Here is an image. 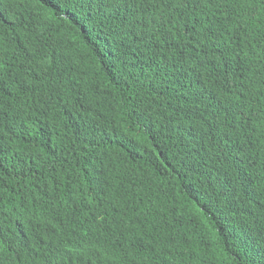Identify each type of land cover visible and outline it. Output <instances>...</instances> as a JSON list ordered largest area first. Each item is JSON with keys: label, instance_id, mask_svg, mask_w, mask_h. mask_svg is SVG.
I'll list each match as a JSON object with an SVG mask.
<instances>
[{"label": "trees", "instance_id": "16d2710c", "mask_svg": "<svg viewBox=\"0 0 264 264\" xmlns=\"http://www.w3.org/2000/svg\"><path fill=\"white\" fill-rule=\"evenodd\" d=\"M161 9L0 0V264H264V9Z\"/></svg>", "mask_w": 264, "mask_h": 264}, {"label": "snow or ice", "instance_id": "6c2138e0", "mask_svg": "<svg viewBox=\"0 0 264 264\" xmlns=\"http://www.w3.org/2000/svg\"><path fill=\"white\" fill-rule=\"evenodd\" d=\"M93 2H96V0H93ZM109 2L119 7L122 3H128V0H109ZM149 2H159L162 5V11H166L170 8L173 12H176L177 10L187 8L189 5H192L193 8L200 7L202 4H206L208 0H149ZM213 2L222 4L232 10L240 9L241 11H246L257 7L264 9V0H213Z\"/></svg>", "mask_w": 264, "mask_h": 264}]
</instances>
